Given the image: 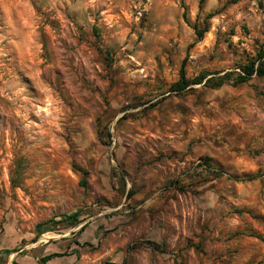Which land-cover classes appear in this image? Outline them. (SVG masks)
Returning <instances> with one entry per match:
<instances>
[{
	"label": "rangeland",
	"instance_id": "1",
	"mask_svg": "<svg viewBox=\"0 0 264 264\" xmlns=\"http://www.w3.org/2000/svg\"><path fill=\"white\" fill-rule=\"evenodd\" d=\"M199 2L0 0V264H264V0Z\"/></svg>",
	"mask_w": 264,
	"mask_h": 264
},
{
	"label": "trees",
	"instance_id": "2",
	"mask_svg": "<svg viewBox=\"0 0 264 264\" xmlns=\"http://www.w3.org/2000/svg\"><path fill=\"white\" fill-rule=\"evenodd\" d=\"M202 3H203V0H200L198 9H201ZM182 8H183V19L185 23L193 29V31L195 32L198 38H202L204 34L207 33L208 31L207 26L204 24L205 22H203V28H200V25L198 24V22H194L193 24H191L187 18L185 6L182 5ZM208 17H210V15H208L207 18ZM253 76L264 79V48H261V50L257 53L256 59L254 61L249 62L243 66H240V73L237 74L236 78L233 79V83L234 84L244 83ZM229 77H230L229 75H226L224 77L218 78V80H216L214 85H217V86L222 85L224 80H230ZM203 79H204V76L200 75L194 78L191 82L187 81L183 72L181 71L179 75V80L178 82H176L175 84L171 86V89H172L171 91H174V92L182 91L189 84L200 85ZM76 217H77V214H73L71 216L70 215L63 216L62 220L57 222V224L61 222L69 223L70 221H76ZM83 228L84 226L81 228V230H83ZM57 255L58 254H51V255L45 256L44 258H42L41 262L46 263L53 257H56Z\"/></svg>",
	"mask_w": 264,
	"mask_h": 264
}]
</instances>
